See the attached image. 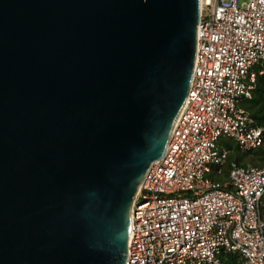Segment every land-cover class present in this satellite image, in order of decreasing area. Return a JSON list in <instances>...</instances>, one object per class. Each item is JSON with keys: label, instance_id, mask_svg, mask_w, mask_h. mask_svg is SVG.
Returning a JSON list of instances; mask_svg holds the SVG:
<instances>
[{"label": "water", "instance_id": "95a60500", "mask_svg": "<svg viewBox=\"0 0 264 264\" xmlns=\"http://www.w3.org/2000/svg\"><path fill=\"white\" fill-rule=\"evenodd\" d=\"M199 18L200 0H0V264H126Z\"/></svg>", "mask_w": 264, "mask_h": 264}, {"label": "built area", "instance_id": "2783aa9c", "mask_svg": "<svg viewBox=\"0 0 264 264\" xmlns=\"http://www.w3.org/2000/svg\"><path fill=\"white\" fill-rule=\"evenodd\" d=\"M264 76V0H200L188 94L163 156L132 202L126 264H222V254L264 264V165L232 161L264 142V126L237 106Z\"/></svg>", "mask_w": 264, "mask_h": 264}, {"label": "trees", "instance_id": "16d2710c", "mask_svg": "<svg viewBox=\"0 0 264 264\" xmlns=\"http://www.w3.org/2000/svg\"><path fill=\"white\" fill-rule=\"evenodd\" d=\"M249 106L247 107L248 111L251 113L255 124L258 126H264V76H259L257 79L256 88L253 92L251 99H247ZM249 157L250 163L254 166H263L264 165V142L263 144L252 150L245 153H241L239 147H236L232 153L228 155L227 164L222 176V181L228 178V167L232 161L238 163H244V157ZM250 163H247L250 164ZM222 264H244L243 260L234 254L223 253Z\"/></svg>", "mask_w": 264, "mask_h": 264}, {"label": "rangeland", "instance_id": "374dc122", "mask_svg": "<svg viewBox=\"0 0 264 264\" xmlns=\"http://www.w3.org/2000/svg\"><path fill=\"white\" fill-rule=\"evenodd\" d=\"M237 106L245 108L246 110H248L247 107L249 106V102H247V99H244L243 101L238 102ZM221 144L229 150V154L232 153L236 147H238L236 145V143L233 141V139H231V138L221 139ZM240 151H241V149H240ZM245 152H248V151H241V153H245ZM243 162L244 163H241L242 165H247V163H250L249 157L248 156L244 157ZM223 174L222 175H215L214 172H212L211 174H209V178L211 180H214V181H222L221 178H222ZM262 216L264 219V208H262Z\"/></svg>", "mask_w": 264, "mask_h": 264}]
</instances>
